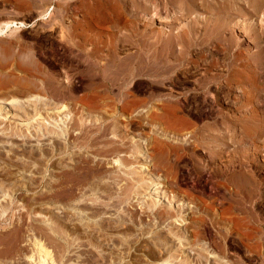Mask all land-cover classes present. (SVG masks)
<instances>
[{
    "label": "rangeland",
    "instance_id": "1",
    "mask_svg": "<svg viewBox=\"0 0 264 264\" xmlns=\"http://www.w3.org/2000/svg\"><path fill=\"white\" fill-rule=\"evenodd\" d=\"M146 1L151 6L134 15L132 11ZM178 5V0H0V26L11 20L16 23L0 35V90L5 96L0 100L28 99L25 95L9 98L14 84L25 80L22 71L12 69L15 58L30 62V78L39 86L46 82V89L39 87L32 93L33 99L38 98V111L34 109L38 113L30 126L19 121L17 111L8 107L3 111L0 134L6 138L0 141V264H40V249L53 250L51 212L64 216V233L74 241L64 252L71 258L65 264H84L79 260L86 250L100 253L102 246L117 252L121 243L126 246V257L118 264H163L165 254L153 261L148 253L156 241L173 246L170 251L178 255L173 264L184 254L190 256V264H200L199 258L205 260L203 264H264V4L256 14L252 9L256 0H239L241 10L223 12L230 16L231 32L222 29L219 34L218 29L203 23L196 27L198 43L188 48L180 64L166 61L162 41L154 48L149 42L155 35L147 36L149 29L190 21L194 14L179 18ZM196 15L201 19L214 14L204 11ZM134 28L136 34L131 32ZM115 101L126 104L115 112V121L120 120L122 126L114 133L110 127L101 139L108 138L115 145L128 140V151L135 139L141 140L145 149L140 156L150 163L137 169L140 157L134 162L129 152L87 153L78 146L61 154L58 148L55 152H60L52 158L58 169L63 164L69 167L82 154L90 155L91 164H102V181L113 186L108 197L102 198L107 202L121 196L126 178L133 185L139 176L156 180L142 195L132 193L121 205L89 216L94 222L104 220L103 229L112 230L116 237L115 241L105 238L101 247L94 248L81 238L83 232L74 229L89 221L86 215L72 207L73 201L59 196L51 200V134L46 131L51 124L45 109L52 103L71 106L70 112L61 114L70 121V134L63 139L74 145L77 134L114 113L102 109ZM150 105L177 106L160 111H175L176 118L185 120L173 140L141 130L143 121L136 117L147 113ZM200 118L207 121L198 127ZM11 131L17 134L9 138L6 134ZM118 158L130 164L119 165ZM118 175L125 179L118 182ZM155 191L161 196L160 203L171 202L185 216L182 221L173 217L157 222L146 215L143 222L151 226L143 234L142 224L132 220L134 216L139 219ZM84 198L90 203L96 195L87 192ZM118 220L129 229L113 230ZM177 233L189 236L182 245L184 253L179 252ZM53 236L56 242L61 240L58 233ZM45 259L47 264L48 257Z\"/></svg>",
    "mask_w": 264,
    "mask_h": 264
},
{
    "label": "bare ground",
    "instance_id": "2",
    "mask_svg": "<svg viewBox=\"0 0 264 264\" xmlns=\"http://www.w3.org/2000/svg\"><path fill=\"white\" fill-rule=\"evenodd\" d=\"M151 4L152 3H150V1H146L145 4L140 6V8H138V9L136 8L132 12L135 11L134 15H137L140 9L141 10H142V8L148 9L151 6ZM178 4L179 5L176 6V8L178 10V13H180L179 18L180 17L186 18V16H188L190 14H194V16L190 19V21H188L187 23L185 22V24H183L181 26H179L180 23L176 26H174V24H173V26H167V28L161 29V30H156V29L150 30L149 29L150 34L147 35L151 38H152L153 34L155 35V36L153 35L155 38V39H153L154 41L149 42L151 47L156 48L159 45V44L157 45V43L162 41V42H160V44L161 45L163 44V46L167 50V55H166L167 60L166 61L170 60V62H174L177 64H180L181 62L183 63V61H181L179 59H183V56L185 57V55L189 53V51H187V50L192 44L198 43L197 41L195 42V37L198 36V33H197V36L195 35V33L197 31L196 27H198L200 25L202 27V23H203V25H205L207 27L211 25L214 27L215 30L218 29L219 34L222 31V29H224V32L229 31V30L231 32V30H233L234 28L233 29L230 28V26H232V25H230V21H229L230 16H229V14L225 15L223 12H227L228 10H230L229 8H231L230 13L238 12L239 10L242 9L241 6L239 5V0H178ZM263 4H264V0H256V5H253V7H252L253 10L256 9V14L259 13V10L261 9ZM228 6H230V7H228ZM204 11L207 12L208 14L212 13L214 15L213 16H211V15L205 16V17H202L200 19L198 17V15H196V14H200V12H204ZM216 13L220 14V15L215 16ZM14 24H16V23L12 20L5 22L2 26H0V35L6 34L7 31L11 28V26H14ZM133 26H135V25H133ZM127 29H129V28H127ZM130 30H131V28H130ZM137 30H138L137 28H134V29H132L131 32H134L136 34ZM211 32H212V30H211ZM204 33L205 32L202 31L201 34H204ZM135 34H133V35H135ZM3 38H6V37L4 36ZM11 41H13V40H11ZM15 44H14V47H15ZM10 46H12V42H11ZM9 48H11V47H9ZM10 51H13V50H9L8 52H10ZM13 54L15 55L14 51H13ZM171 55H173V56L171 57ZM171 60H173V61H171ZM166 61L164 59L163 62L165 63ZM21 62L22 61H17L15 58V60L12 64V69H13V71L15 69H17V70L19 69V71H22L25 74V80L22 83L17 80L18 82L16 84H14L15 87L13 86L14 88H12V90L9 91L11 95L10 96L8 95V96L10 98L11 96H19V95L24 96L25 95L28 97V99L25 100L24 102L11 100L9 103H6L5 100H0V123H2L4 120V118L2 117L3 111L6 107H8L11 111H15V112L17 111V113H20V116L22 118L20 117L21 120H19V121L25 122V125L30 126L31 123L35 120V118H34L35 114L38 113V112L34 113L35 102L38 100V98H37V100L33 99L32 93L35 90H37L39 87L41 89L45 88L46 82L42 81L40 86H39L35 82V80L30 78L32 75V68H30L29 60H28L29 65L25 64V63H21ZM31 67H32V65H31ZM2 92L3 91L0 90V98L1 99L4 96V95L2 96V94H3ZM48 103H49V101H48ZM118 103H119V101H115L111 105H108V104L104 105L102 110H104L105 112L108 110H112V111H114V113H112L110 115H105V117H102V120L100 123L91 127L87 131L85 130V132H83L82 134H77L78 136H76L74 138L75 141H72L74 143V145L73 144L67 145V143L65 142L66 140H64L66 135L70 134V132H69L70 128H68V124L70 123V121L66 122L65 119H67V116L65 117L64 115L61 114V113H65V111H66L65 114H67V112H70V110L72 109L71 106L69 104H63V103H60V104L59 103L58 104L52 103V104H50V106H48L49 105L48 104L47 105L48 107L46 106L47 108L45 109V111H46L45 113H47L48 122H50V124H51L50 127L46 128V131L49 132V135L51 134V136H50V138H51V148L50 149L52 151L51 160H50L51 161V164H50V167H51L50 186L52 187L50 190L51 200L55 201L56 196H59V197H61V199H65L66 201L67 200L73 201L74 203L72 204V207L80 210L81 212L84 213V215H86V217L85 216L84 217L87 218V220H89V221H85V222L80 221L81 224H78L77 226L75 225L76 227L74 229L75 230L77 229L78 231L80 230L81 232H83L84 235L81 238H84L87 241V243L94 248H98V247L102 246L101 240L109 237L110 239L115 241L116 237L113 236L112 230L103 229L102 226H103L104 220L101 219L98 222H94V221H91L89 219V216L90 215H99L102 212L104 213V211H106L107 208H111V207L113 208V207L121 205L122 203L126 202L130 198L132 193L136 192L135 195H137V196L142 195V193L144 191L149 189L150 184L152 182H155L156 180L154 179V177H153V179L144 180L141 176H139L136 178L137 181L133 185V184L128 183V181H126L127 178L125 179L124 178L125 176L123 177V176L118 175V178H119L118 182H120L124 178L126 184H124L123 187H120V195L121 196L117 197L116 200L110 198L111 201L107 202V201H103L102 198L108 197L107 195L110 193V188H112L113 186H110V185H107L106 183H103L102 171H101L102 170L101 168L103 166L102 164L96 163V162L91 164L90 162H92V161L90 159V155H88V154L83 155L82 154V155H79L77 157V160H75L73 163H71V165L69 167H66V166H64L65 164H63V166H60L58 169L55 165V161H53L52 158L56 155V153L60 152V151L55 152V151H57L58 148H61L60 149L61 150L60 154H61V153H64V152L70 150L73 147L78 146L79 148L86 149L87 153H89L90 151L100 152L103 154L111 152L114 155H118L121 152H129L131 154V157L134 159V162L137 159V157H140L141 161L137 162V164H138L137 169H141L142 166H145L146 164L150 163V161L148 162L144 158H143L144 159L143 160L140 156V155L144 154L143 149H145L144 148L145 145L140 142L141 140L139 141V140L135 139V141H133L132 144L129 143L130 144L129 146H131L132 149H130L128 151V146H127L128 140L125 141L123 139L119 142L118 145H115L114 142L109 141L108 138L107 139L106 138L101 139L102 137L106 136L107 131L109 132L108 129H110V127L114 133L118 128H120L122 126L121 125L122 123H118L120 120L118 122L115 121V119L118 117V116L116 117L117 114L115 112L119 108L125 109L126 104L124 102H122V104H118ZM42 104L45 105L46 102H44ZM168 107H170V105L166 106L165 108L160 107V105L159 106L158 105L148 106L147 109H145V110H148L147 113H140L136 117L137 120L143 121V125H142L143 128L141 130L145 131V129H148V133H154V134L160 135L161 137L172 138V140H173V138L176 137V135H178L177 133H175V130L180 129L181 126H183L185 124V123H183L185 120H183V118L179 117L178 115L176 118V115L174 114L175 111H174V113H171L169 111L165 112V114H163L162 112L160 113L161 110H163V109L166 110ZM171 108L175 110V108H177V106L176 107H170V109ZM10 110H8L7 112H10ZM36 111H38V110H36ZM62 111H64V112H62ZM139 111H142V110H139ZM151 111L154 113L151 116H148V114H149L148 112H151ZM59 113L62 116H60ZM125 117H126V115H125ZM26 128H28V127H26ZM16 134H17L16 131L15 132L11 131L6 135L10 138ZM3 137L6 138V136H3V134L1 133L0 134V141L3 140ZM90 149H93V150H90ZM118 161H119V165H123L124 167H126L128 164V162L126 160H124L123 158H118L117 162ZM161 161H160V164L165 166V163H163L164 161L163 160H161ZM134 162H132V163H134ZM128 172H130V171H128ZM135 172H137V170H135L134 173ZM140 180H142V181H140ZM136 184H137L136 189H133V187ZM140 189H142V190H140ZM87 192H90V193L96 195V198H94V199L92 198L91 199L92 202H90V203L87 202L85 198L83 199L84 194ZM160 201H161V196L157 193V191H155L152 193L150 198L145 202V205L143 208L144 210H143V212H141L139 219L136 220L135 216L133 217V215H132V217H133L132 222L133 223L138 221L140 224H142L140 230H141V232H143V234L145 232L144 231L145 228L147 226H151L150 222H146V225H145V221L143 222V218L146 215L149 216L150 218L152 217L153 219H156L157 222L163 218L167 219V218L175 217L176 219L174 221H182L184 219L185 215L180 214L181 212L183 213V211L181 209H179V208L176 209V207L174 209L175 205L174 204L172 205L171 202L167 203L166 205L165 204L163 205L162 202L160 203ZM171 201H173V200H171ZM62 212L64 214L65 211L63 210ZM78 214H79V212H78ZM79 218L82 219L81 216ZM50 219L52 222V224H50L52 232L56 233V234L58 233L61 237L60 238L61 240L56 242V239H55L56 237H54L53 233H52L51 239L53 240L52 241L53 250L49 251L48 249H40V251H42L43 253L39 259V262H40V264H46L45 258L48 257V259H47L48 263L47 264H65V262L71 260V258L69 256L66 257L64 252L68 251L69 248L73 246L74 241L68 240V237L66 238L67 234L65 235V233H64V229L66 227L64 216H56L55 212H51L50 213ZM125 224L126 223L120 222L118 220L117 223H115L112 228H113V230L117 229V232H120V231H118L120 229H129L130 226L128 224L127 225H125ZM152 225H154V224H152ZM78 231H75V233ZM175 239L180 244L179 245L180 246L179 252L184 253L185 250L182 248V245L189 241V236L186 235V233H180V234L177 233ZM71 244H72V246H71ZM172 248H173V246H172ZM172 248H169L168 246H166L165 243H162L160 241H156L153 244V246H150L148 248V253H149L150 258L154 259L153 261H155L157 259H163L161 254H163V255L165 254L166 258L163 259V261H161V262L163 264H164V262H168L169 264H173L174 259L178 258L177 257L178 255L175 254L174 252L170 251V250H172ZM177 248L178 247H175L174 249L177 250ZM204 248L205 247H203V249ZM86 251H87V254L83 257L82 260H79L80 262L81 261H83V263L85 262L84 264H108V262L111 264H118L119 262L121 263V261H120V260H122L121 258L126 257L125 256L126 246H124L123 243H121V247L118 249L117 252L115 250H112V249H107V248L105 249L103 246L101 248L100 253H96L94 251V249L86 250ZM59 252H63V254H59ZM121 253H123V254L121 255ZM82 255H84V253ZM182 256H184V258L183 257L180 258V261L177 262V264H190L189 262H191V261L188 260L190 258V256L185 255V254ZM79 257L80 256L78 255L77 258H79ZM203 261H205V260L199 258V261H197V262L200 264L201 263L203 264ZM76 264H79V263H76ZM147 264H149V263H147ZM150 264H152V262Z\"/></svg>",
    "mask_w": 264,
    "mask_h": 264
},
{
    "label": "flooded vegetation",
    "instance_id": "3",
    "mask_svg": "<svg viewBox=\"0 0 264 264\" xmlns=\"http://www.w3.org/2000/svg\"><path fill=\"white\" fill-rule=\"evenodd\" d=\"M167 87H170V86H167ZM205 111H207V110L205 109ZM205 121H207V120L200 118V120H198V121L196 122V124L198 125V127H200L201 124H202L203 122H205ZM209 122H210V121H209Z\"/></svg>",
    "mask_w": 264,
    "mask_h": 264
}]
</instances>
